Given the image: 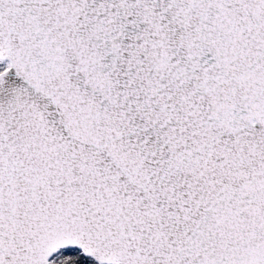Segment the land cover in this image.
I'll list each match as a JSON object with an SVG mask.
<instances>
[{
	"label": "snow or ice",
	"instance_id": "obj_1",
	"mask_svg": "<svg viewBox=\"0 0 264 264\" xmlns=\"http://www.w3.org/2000/svg\"><path fill=\"white\" fill-rule=\"evenodd\" d=\"M0 264H264V0H0Z\"/></svg>",
	"mask_w": 264,
	"mask_h": 264
}]
</instances>
